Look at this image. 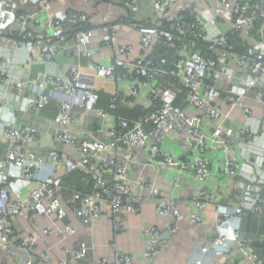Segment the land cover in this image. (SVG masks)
Here are the masks:
<instances>
[{
  "label": "built area",
  "instance_id": "built-area-1",
  "mask_svg": "<svg viewBox=\"0 0 264 264\" xmlns=\"http://www.w3.org/2000/svg\"><path fill=\"white\" fill-rule=\"evenodd\" d=\"M53 1L0 0V59L13 45L25 53L27 63L24 71L12 64L6 67L0 61V136L7 142L8 164L0 166V243L13 257H17L18 248L26 251L34 248L33 238L21 241L19 247L13 242V221L27 212L65 219L63 176L77 169L86 173L85 182L92 187L91 192L74 190L71 199L76 205L75 214L84 224L94 223L107 205L115 216V229L122 230L123 212L141 213L145 205L155 201L159 215H173L171 233H177L180 224L187 220L184 210L173 198L163 196L149 178L131 173L132 165L143 163L139 151H145L159 170L189 171L203 182L216 170L231 173L251 185L249 190L239 192L238 203L231 212L218 214L214 239L202 247V252L220 248L226 253V264H237L238 257L242 264H264V255L251 247L252 240L242 227L245 211L264 215V0H205L203 7L188 3L180 6L171 18L167 14L178 0H152L155 21L142 24L133 16L129 23L140 31L141 45L148 51L136 59L128 58L133 52L132 45L117 46L119 29L127 23L104 18L103 43L114 47L117 55L111 65L92 62L89 68L93 72L83 71L77 65L68 71L59 68L55 55L61 45L67 53L89 51L97 28L95 20L85 12H54ZM124 5L133 14L141 9L140 0H124ZM41 12L47 13L46 26L50 31L47 38L29 31L31 22L41 24L37 17ZM10 14L19 22L15 33L9 27ZM70 41L72 44L67 45ZM158 44L174 49L175 53L169 57L152 55ZM171 58L172 66L166 69ZM39 63H45L47 69L36 71L34 78L33 67ZM160 76L163 81L152 84ZM96 78L131 82L126 93L130 100L141 86H150V112L137 120L112 113L122 103L121 92L110 97L108 108L99 107ZM183 92L195 110L193 115L177 103ZM249 100L262 105L263 116L255 115L247 104ZM53 101L59 104L53 126L54 148L43 153L37 149L38 128L18 124L16 109L19 105L18 109L24 113L38 111ZM76 109L99 118L95 133L83 128L73 130L77 123ZM235 111H240L244 118L237 130L233 127ZM111 117L113 123L109 122ZM205 119L213 122L208 129L204 126ZM170 134L177 135L187 156H176L163 147ZM57 144L72 146L74 150L65 153ZM122 149L126 151L121 152ZM213 149L220 152L216 159L211 156ZM231 149H238L239 157L231 155L228 151ZM60 167L63 173L59 175ZM26 189L29 193L24 197ZM12 193L16 200L12 199ZM215 198L208 188L193 195L197 211L190 219L202 222L201 211L213 204ZM63 231L68 235L75 233L72 225ZM52 232V227L44 230L45 234ZM141 232L143 259L150 264L167 249L168 242L153 224L142 222ZM257 235L256 240L264 243V235ZM233 245L240 249L236 255ZM91 250L89 243L81 242L67 254L72 255L73 264L137 262L135 255L116 248L112 260L98 257L91 261ZM39 260L40 264H48V254L43 253ZM28 264H34V260L30 259Z\"/></svg>",
  "mask_w": 264,
  "mask_h": 264
},
{
  "label": "crops",
  "instance_id": "crops-1",
  "mask_svg": "<svg viewBox=\"0 0 264 264\" xmlns=\"http://www.w3.org/2000/svg\"><path fill=\"white\" fill-rule=\"evenodd\" d=\"M141 9L133 14L124 5V0H112L105 2H97L96 0H54L52 8L54 12H63L67 10H78L87 13L95 20L96 32L90 43L89 51L65 52L61 45L60 50L55 55V60L61 70L68 71L72 65L79 66L83 71H91L89 65L92 62L100 64L111 65L114 63L117 55L116 49L107 46L103 43L104 31L102 29V20L107 18L111 22L125 21L127 24L122 25L119 29V36L117 46L132 45L133 52L129 55V59H136L139 56L147 55L148 51L144 50L141 45V33L134 29L129 23L132 17L142 24H149L155 21V8L152 0H140ZM188 3H195L201 7L205 6V0H178L167 14L168 18L175 16L180 6ZM41 20V24L37 25L34 22L29 24V31L40 38H47L50 36V31L46 26L47 13L41 12L37 15ZM9 27L17 32L19 22L16 21L15 16L10 14ZM72 41H70L71 45ZM4 56H1L0 61L6 63V67L10 64L15 69L25 71L27 63H25V53L18 50L15 46L9 45ZM116 46V47H117ZM171 54L175 53L174 49H170ZM4 49H2L3 53ZM36 56L39 52L36 51ZM47 65L39 63L33 67V77H36V71H45ZM164 79L160 76L157 81L152 84H160ZM95 88L101 94L111 97L116 92L122 93V104H128L131 107L140 106L150 112L149 87L141 86L139 93L134 99H128L126 93L131 88V82L116 83L103 78H96ZM247 104L254 110L255 115L263 116L262 105L252 100L247 101ZM18 108L20 107L17 105ZM16 106V108H17ZM16 109V118L18 124H31L38 128L40 138L37 143V149L50 147L53 142L54 122L58 114L59 104L56 101L44 109L38 111H29L27 113ZM188 113L193 115L195 110L192 106L187 104ZM234 125L237 130L239 125L244 121L243 115L240 111L233 112ZM75 118L77 123L73 130L77 131L79 128L86 129L95 133L99 118L94 113H87L83 109L75 110ZM109 122L113 123L111 117ZM213 122L205 119L204 126L208 129ZM163 147L171 151L174 155L185 157L187 151L178 143L176 134L169 135ZM65 153H71L74 148L68 145L57 144ZM6 147L7 142L4 137L0 136V166L7 167L6 162ZM122 149L121 152H125ZM229 153L235 157H239L238 149L228 150ZM45 151L43 153H48ZM220 152L213 149L211 156L216 159ZM139 158L143 161L142 164L132 165L130 167L131 173L135 175H142L149 178L161 191V194L166 197L174 199L175 204L179 205L185 212L187 220L180 224L177 233H171V225L174 217L169 215L167 217L161 216L157 213L156 203H148L144 206L141 213L123 212L120 217L125 220L124 228L122 230L115 229V216L111 213L108 206H105V212L91 224H84L75 214L76 205L71 201L73 191L71 187H67L63 191L62 202L67 210V217L63 220H58L54 215L43 216L37 213L27 212L25 215L13 221L14 235L13 242L19 247L21 241L33 238L36 241L34 248L31 251H26L18 248L17 257H13L8 249L0 243V264H28L30 259L34 260V264H40V257L43 253L48 254V264H65L64 261L69 260L66 264H73L72 255H68L67 251H73L81 242H87L91 245L92 250L89 254L91 261L98 257L114 258L113 248L126 254H133L137 257L136 264H145L143 259L144 241L141 232L142 222L153 224L161 230V237L165 233H170V237L163 239L167 240L168 247L157 255L155 260L150 264H226V253L223 249H216L208 253L202 252V247L209 245L214 239V224L218 214L231 212L234 206L238 203V195L242 190L250 189L251 185L237 176L228 172L214 171L207 182L198 180L192 172L176 171V170H159L150 160L147 152L139 151ZM215 166L217 162H214ZM63 169L60 167L57 174H62ZM66 175L63 176V178ZM86 178L83 177L82 181ZM85 187L87 183L85 182ZM84 186V185H82ZM81 186V187H82ZM76 187V186H73ZM208 188L215 193V202L211 204L205 211H201L203 216L202 222H195L190 219L191 214L197 211L195 201L192 199L193 195H198L203 189ZM29 189L23 193L24 197L28 196ZM13 200L17 199L15 194H11ZM245 218L242 220V227H244ZM67 225H72L75 233L68 235L63 230ZM52 227L51 234H45L44 230ZM261 234V233H259ZM261 235H264L261 234ZM258 235L251 238L252 245L257 241ZM264 245V243H261ZM257 249L254 244L251 246ZM233 254L236 255L240 250L238 245H233ZM238 256V255H237ZM236 260L237 264H242V259Z\"/></svg>",
  "mask_w": 264,
  "mask_h": 264
},
{
  "label": "trees",
  "instance_id": "trees-1",
  "mask_svg": "<svg viewBox=\"0 0 264 264\" xmlns=\"http://www.w3.org/2000/svg\"><path fill=\"white\" fill-rule=\"evenodd\" d=\"M170 54H171V50L163 47L161 44H158L155 47L154 51L152 52V55L156 57L160 55H166L169 57ZM171 66H172V58L169 59V63L166 69H170ZM165 78L168 79L167 76H165ZM109 99H110L109 96H106L104 93H101L98 106L103 107V108H108ZM177 103L183 106L184 108L187 107L188 103H187V100L185 99L184 92L180 96ZM111 112L120 114L121 116L129 118V119H135V120L141 119L149 113L147 110H145L144 108L140 106L131 107L130 105L125 104V103L123 104L121 103L118 110L111 111ZM83 177H87V175L84 171L80 169L70 172L63 178L64 189H66L67 187H71L72 190H81L83 192H91L92 191L91 185H87V187H85L86 186L85 181H82ZM73 186H76V187H73ZM244 218L246 222L244 223L243 231L247 237L252 238L259 233L261 234L264 233V215L260 216L256 213H253L252 211H245ZM253 244L254 246L257 247L258 251L262 255H264V245L261 243L258 244L257 242H254Z\"/></svg>",
  "mask_w": 264,
  "mask_h": 264
},
{
  "label": "water",
  "instance_id": "water-1",
  "mask_svg": "<svg viewBox=\"0 0 264 264\" xmlns=\"http://www.w3.org/2000/svg\"><path fill=\"white\" fill-rule=\"evenodd\" d=\"M3 32L8 34V31H6V30H3ZM53 148H54L53 146L44 147V148H40L39 151H41V152L50 151ZM165 237H170V233H165L164 235H162V238H165Z\"/></svg>",
  "mask_w": 264,
  "mask_h": 264
}]
</instances>
